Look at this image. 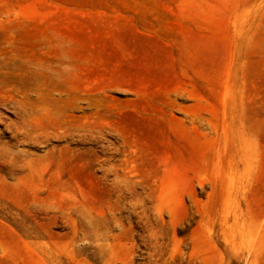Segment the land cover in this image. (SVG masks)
I'll return each instance as SVG.
<instances>
[{
  "label": "rangeland",
  "instance_id": "rangeland-1",
  "mask_svg": "<svg viewBox=\"0 0 264 264\" xmlns=\"http://www.w3.org/2000/svg\"><path fill=\"white\" fill-rule=\"evenodd\" d=\"M0 264H264V0H0Z\"/></svg>",
  "mask_w": 264,
  "mask_h": 264
}]
</instances>
